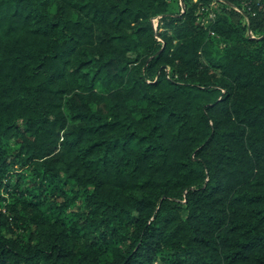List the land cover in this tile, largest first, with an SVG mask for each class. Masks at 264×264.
Returning <instances> with one entry per match:
<instances>
[{"label":"trees","instance_id":"16d2710c","mask_svg":"<svg viewBox=\"0 0 264 264\" xmlns=\"http://www.w3.org/2000/svg\"><path fill=\"white\" fill-rule=\"evenodd\" d=\"M170 1L0 0V264H264V8Z\"/></svg>","mask_w":264,"mask_h":264},{"label":"built area","instance_id":"2783aa9c","mask_svg":"<svg viewBox=\"0 0 264 264\" xmlns=\"http://www.w3.org/2000/svg\"><path fill=\"white\" fill-rule=\"evenodd\" d=\"M222 4H226L232 7L236 12L246 15L255 14L254 12L256 11V9L264 8V0H215V2L211 4V6L212 8H220ZM212 8L208 7L202 10L206 13L205 17L200 18V22L203 26L208 24L209 19H215L216 17V13ZM156 20H159V18L153 20L155 30L157 27L155 26ZM249 33L252 37L253 33L251 32V30L249 31Z\"/></svg>","mask_w":264,"mask_h":264},{"label":"rangeland","instance_id":"374dc122","mask_svg":"<svg viewBox=\"0 0 264 264\" xmlns=\"http://www.w3.org/2000/svg\"><path fill=\"white\" fill-rule=\"evenodd\" d=\"M194 1H197V0H194ZM184 3L182 2V0H171L170 1V6H169V12L170 13H178V12H181V13H183L184 11H185V7H184ZM210 8H212L211 7V5H210ZM201 17L200 18H202V17H204L205 16V14H202L201 12H200V14H199ZM155 26H157L156 27V30H158L161 26H162V29H161V31L163 30V24L159 21V20H156L155 21ZM252 38H257V36L254 34L253 36H252ZM219 43H221V41L219 42ZM221 45V44H220ZM219 45V46H220ZM220 48H221V46H220Z\"/></svg>","mask_w":264,"mask_h":264}]
</instances>
